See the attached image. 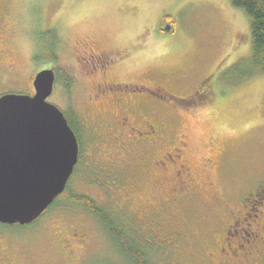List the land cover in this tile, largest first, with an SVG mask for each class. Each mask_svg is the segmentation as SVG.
<instances>
[{
    "label": "rangeland",
    "instance_id": "1",
    "mask_svg": "<svg viewBox=\"0 0 264 264\" xmlns=\"http://www.w3.org/2000/svg\"><path fill=\"white\" fill-rule=\"evenodd\" d=\"M7 20L9 26L28 27L36 49L49 39L56 42L52 65L58 83L48 101L77 121L81 146L66 199L30 226L0 225L1 240L17 252V261L134 264L124 254L125 241L124 246L148 257L150 264H202L209 252L204 254L198 236L189 235L188 229L198 226L202 217L213 221L205 212L207 205L223 211L218 213L222 219L264 174V75L246 78L254 68L246 15L230 0H9ZM10 44L15 52L8 59L18 69L26 66L27 78L33 67L31 46L26 41ZM18 46L24 47L18 52ZM45 60L35 61L43 68L50 63ZM105 66L109 68L103 74ZM208 76V102L182 105ZM107 81L162 89L141 92L116 86L110 93L98 92L96 85ZM114 93L160 102L146 101L159 114H154L156 121L167 126L169 153L182 155L190 164V181L176 179L164 192L156 190L157 197L139 179L146 170L134 166L137 135L128 138L127 130L122 139L121 130L111 131L110 143L92 150L100 144L95 130L101 124L86 122L85 105L96 104L102 115H120V109L111 106ZM124 138L132 143L119 149V144H127ZM180 187L194 191L202 202L192 203ZM76 196L92 203L90 209L67 200ZM174 196L183 213L175 209ZM157 200H167L171 209L168 226L160 232L149 216L155 214ZM173 215H182V221ZM182 232L186 242L179 246L175 240Z\"/></svg>",
    "mask_w": 264,
    "mask_h": 264
},
{
    "label": "flooded vegetation",
    "instance_id": "2",
    "mask_svg": "<svg viewBox=\"0 0 264 264\" xmlns=\"http://www.w3.org/2000/svg\"><path fill=\"white\" fill-rule=\"evenodd\" d=\"M8 8L9 0H0V98L9 94L34 96L35 89L33 82L37 73L43 69H54V66L52 65V56H54L53 54L55 53L54 48H51L48 52L46 51L48 54L47 56L50 58L49 65L40 68L35 61L40 56V47L39 49H36L37 42L33 40L30 29L25 25H23L24 27L21 26L23 23H17V25L12 24V26H9L7 20ZM25 41L31 46L30 61L33 65L27 78H25L24 75V71L27 69L26 66L22 69H18L15 62H13L12 59H8L11 57L12 53L15 52V50H11L10 43L16 45L17 42H22L23 44ZM23 47L24 46H18L17 49L16 47H14V49L19 52ZM101 57H105V55H102ZM6 60H8V62H5ZM102 68V70H104L102 73L106 74L105 70L109 68V66ZM96 70L97 69L94 71ZM55 75L56 86L58 83L56 71ZM210 82L211 76L204 78L199 83L196 91L191 95L190 99L182 100V105L186 106L187 103L190 104V106L195 107L200 104H206V102H208V97L212 96ZM116 86L127 88L135 87L137 91L141 92L147 89H150L151 91H160L162 89L159 86L148 87L147 85L136 84L134 86L127 82L113 81L99 83L96 85V89L98 92L106 94L110 93L111 88ZM98 95L100 94L98 93ZM113 95L114 100H111V106L119 108L120 115H108V113L102 115L101 111H99L100 107L96 104L88 103L85 105L86 111L84 114L86 115L84 116H86V122L90 120L98 125L101 124L98 126V130H95V132H99L98 134L101 136L100 144L92 150L99 149L102 145L110 143V140L107 138H109L111 131L115 133L117 130H121L122 133L120 134V139H122L123 132L127 130L129 133L125 132V136L128 138L137 135L133 142H136L138 145L136 151L138 152L139 157L138 159H133L136 160L134 166L141 169L145 168L146 170L141 174V177H138H140L139 179L142 181L143 185H149L151 187V190L156 193L157 197L160 196L156 190L161 193L164 192L167 185L172 187L176 179H181V182L183 183L190 181L192 179V169L190 164L182 155L177 154L175 157H172L169 153V146L166 143L168 141L167 126L161 121H156L154 114H157V116L159 114L157 112L153 113L146 103L147 100L152 101L153 99L149 96L131 95L132 97L126 96L125 98L124 95L126 94L122 95L114 93ZM123 98L125 100H123ZM153 101L156 102L155 100ZM133 116L134 118H131ZM92 117H94V120H92ZM104 127H106V131L104 130ZM124 139L127 141V144L125 146L119 144V146H117L119 149L126 147L131 142L127 138ZM78 142L79 163L81 155L79 139ZM128 156H133V154L129 153ZM177 157L179 158L177 159ZM137 160H139V162H137ZM168 163L173 164V166H168ZM179 181L178 183L181 184ZM180 188L183 192H187L188 198H190L192 203L199 200L202 202L201 197L194 191H186L185 187ZM135 189H137V185L135 186ZM174 191L176 192V190H173V192ZM242 193L239 201L236 203L234 202V204L232 203L230 208L226 210L228 213H225L222 219L219 214H222L223 211H217L212 208V206L207 205L204 207L205 212L207 214H212L214 217H212L213 221L209 223L205 217H202L199 218L198 226L191 229L187 228L188 234L191 232V234L198 236V244L201 247H205L203 250L204 254H206V251L209 252L205 260L202 261V264H215L212 258L218 262L217 264H264V174L261 175L260 180H258L254 186L244 190ZM175 202L176 207L173 205L175 209L179 211V213H183V207L181 204L177 200H175ZM166 204L167 200H157L155 214L152 213L149 215L154 224V229L158 232H160V227L161 231H163L168 226L169 219L167 218V214L171 213V209ZM173 216L177 222L182 221V215ZM182 226V230L186 233L184 229L186 227L184 225ZM109 229L110 228H107V231L111 233ZM1 234L2 233H0V264H20L17 261V252H15L9 244L7 246L5 244L6 242L1 240L4 238L3 234ZM179 237L182 240L176 239L175 242L181 246L182 244H185L186 237L183 232L179 234ZM208 244H210L211 247H208ZM212 247L215 249L213 252ZM23 261H21L22 264L25 262Z\"/></svg>",
    "mask_w": 264,
    "mask_h": 264
},
{
    "label": "water",
    "instance_id": "3",
    "mask_svg": "<svg viewBox=\"0 0 264 264\" xmlns=\"http://www.w3.org/2000/svg\"><path fill=\"white\" fill-rule=\"evenodd\" d=\"M55 70L35 76V95L0 98V225L30 226L60 197L78 163V140L48 99Z\"/></svg>",
    "mask_w": 264,
    "mask_h": 264
},
{
    "label": "trees",
    "instance_id": "4",
    "mask_svg": "<svg viewBox=\"0 0 264 264\" xmlns=\"http://www.w3.org/2000/svg\"><path fill=\"white\" fill-rule=\"evenodd\" d=\"M231 4L234 8L242 11L249 20L250 25V39H251V56L250 61L253 64L254 68L246 78H251L255 73L264 75V0H230ZM52 42V39H49L45 45L40 47V56L39 59H43L46 62L50 61V58L47 56L48 52L51 48H54L55 45ZM46 54V55H45ZM56 59L55 56H52V61ZM65 117L68 121L69 126L74 131L77 138L80 140V136L77 130L76 123L77 121L71 119L68 113H65ZM66 190L64 193L57 198L54 202L56 203L60 199H66ZM69 201L80 204L88 209L92 203H88L82 196L76 197H68ZM53 203V205H54ZM124 254L134 263V264H150V260L148 257H141L137 254H134V251L127 248L124 243L121 242ZM140 251V250H138ZM130 261V262H131Z\"/></svg>",
    "mask_w": 264,
    "mask_h": 264
}]
</instances>
